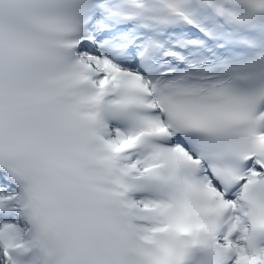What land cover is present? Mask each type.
<instances>
[{"label":"snow or ice","instance_id":"1","mask_svg":"<svg viewBox=\"0 0 264 264\" xmlns=\"http://www.w3.org/2000/svg\"><path fill=\"white\" fill-rule=\"evenodd\" d=\"M0 264H264V0H0Z\"/></svg>","mask_w":264,"mask_h":264}]
</instances>
